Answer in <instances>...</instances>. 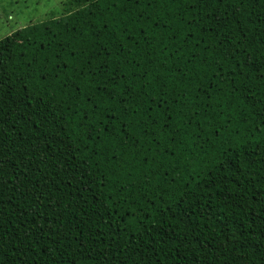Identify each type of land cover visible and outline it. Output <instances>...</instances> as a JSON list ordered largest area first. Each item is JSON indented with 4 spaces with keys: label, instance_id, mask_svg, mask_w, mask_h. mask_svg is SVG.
Here are the masks:
<instances>
[{
    "label": "trees",
    "instance_id": "1",
    "mask_svg": "<svg viewBox=\"0 0 264 264\" xmlns=\"http://www.w3.org/2000/svg\"><path fill=\"white\" fill-rule=\"evenodd\" d=\"M0 264H264V0H65L0 39Z\"/></svg>",
    "mask_w": 264,
    "mask_h": 264
},
{
    "label": "rangeland",
    "instance_id": "2",
    "mask_svg": "<svg viewBox=\"0 0 264 264\" xmlns=\"http://www.w3.org/2000/svg\"><path fill=\"white\" fill-rule=\"evenodd\" d=\"M15 1V0H14ZM25 10L15 11L9 8L7 0H0V39L22 28L29 23L44 20L49 12L58 7V3L65 0H20ZM4 5L8 6L4 9ZM57 11V10H55ZM8 19V20H7Z\"/></svg>",
    "mask_w": 264,
    "mask_h": 264
}]
</instances>
